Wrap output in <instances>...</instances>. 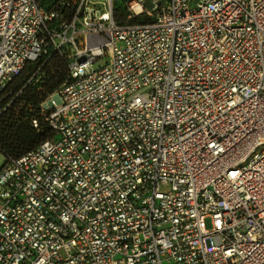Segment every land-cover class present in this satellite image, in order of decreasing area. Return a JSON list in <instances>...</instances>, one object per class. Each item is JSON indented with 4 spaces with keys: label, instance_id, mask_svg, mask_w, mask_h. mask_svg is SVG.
Here are the masks:
<instances>
[{
    "label": "built area",
    "instance_id": "obj_1",
    "mask_svg": "<svg viewBox=\"0 0 264 264\" xmlns=\"http://www.w3.org/2000/svg\"><path fill=\"white\" fill-rule=\"evenodd\" d=\"M99 3L0 0V114L68 70L0 144V264H264V0Z\"/></svg>",
    "mask_w": 264,
    "mask_h": 264
},
{
    "label": "trees",
    "instance_id": "obj_2",
    "mask_svg": "<svg viewBox=\"0 0 264 264\" xmlns=\"http://www.w3.org/2000/svg\"><path fill=\"white\" fill-rule=\"evenodd\" d=\"M60 1L62 0H39L40 4L45 8L55 7ZM149 20L151 19L148 18L147 20L143 21ZM34 65L35 63L29 64L26 71L32 69ZM67 72L68 70L66 59L60 56H55L53 61L50 64L46 65V67L44 68V77L42 78L41 82L43 83L45 91H38V84L34 86H28L20 100V103L26 102L24 105H22L23 110L17 111L15 109H7V111H4L3 114H0V144L3 145V150L7 149L14 153H22L24 151L32 149L45 138V136L39 135L30 126V124L26 122L25 117L29 112L27 110L26 104H28L29 102L37 103L41 100L42 96L53 91L65 80ZM24 75L25 74H23L17 81L24 78ZM15 83L12 85V87L15 85ZM2 106L3 103L0 104V108Z\"/></svg>",
    "mask_w": 264,
    "mask_h": 264
},
{
    "label": "rangeland",
    "instance_id": "obj_3",
    "mask_svg": "<svg viewBox=\"0 0 264 264\" xmlns=\"http://www.w3.org/2000/svg\"><path fill=\"white\" fill-rule=\"evenodd\" d=\"M94 1H96V0H94ZM100 1H101V3L97 4L96 6L101 8V9H104V5L102 4V1H104V0H100ZM130 1L131 0H113L114 15H115V18L117 20L122 21V22H127V21H132V20L135 22H140L143 20H147L148 18H150V19L152 18L151 16H149L145 12V13H142L139 16L135 17L134 19H130L129 18V15L131 13ZM98 66H99V64L95 65V67H98ZM33 70H34V67H32V69H29V72L33 71ZM31 74H32L31 72L26 73L24 75V78L20 79L19 81H17L15 83V85L12 87L15 90V92H17L23 85H25L28 82L29 75H31ZM43 77H44V72H43ZM28 86H34V84L29 83L27 85V87ZM10 99H11V97L3 98V101L0 102V104L3 103V108L6 106V104L9 102ZM18 100L19 99H17V98L15 100H13L12 108H7V109L8 110L15 109V107L18 106V103L20 104L21 99L19 101ZM6 159H7V157H6L5 153L0 150V169L5 164ZM206 225H207V227H211V219L210 218L206 219Z\"/></svg>",
    "mask_w": 264,
    "mask_h": 264
},
{
    "label": "bare ground",
    "instance_id": "obj_4",
    "mask_svg": "<svg viewBox=\"0 0 264 264\" xmlns=\"http://www.w3.org/2000/svg\"><path fill=\"white\" fill-rule=\"evenodd\" d=\"M133 6H134V8L136 9V11H140L141 10V5H139L138 3H136V2H134L133 3Z\"/></svg>",
    "mask_w": 264,
    "mask_h": 264
}]
</instances>
